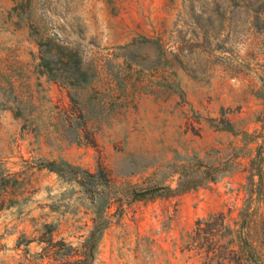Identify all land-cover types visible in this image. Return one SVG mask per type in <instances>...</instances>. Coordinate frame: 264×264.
I'll return each instance as SVG.
<instances>
[{
  "label": "rangeland",
  "instance_id": "1",
  "mask_svg": "<svg viewBox=\"0 0 264 264\" xmlns=\"http://www.w3.org/2000/svg\"><path fill=\"white\" fill-rule=\"evenodd\" d=\"M16 6L0 0V264H264V0H32L39 32L95 73L83 88L39 73L38 35ZM141 91H192L181 149L165 144V106L133 136ZM193 155L220 163L222 178L132 200L133 188L175 187L165 166ZM49 161L105 172L103 220L98 197ZM97 222L108 226L91 259Z\"/></svg>",
  "mask_w": 264,
  "mask_h": 264
},
{
  "label": "trees",
  "instance_id": "2",
  "mask_svg": "<svg viewBox=\"0 0 264 264\" xmlns=\"http://www.w3.org/2000/svg\"><path fill=\"white\" fill-rule=\"evenodd\" d=\"M16 1V9L19 15H28L30 26L38 35L37 44L40 48L39 73L46 75L51 81L70 88H83L90 85L94 80L95 73L84 66L81 53L69 45L58 42L54 36L46 34L45 31L39 32L34 16L30 14L32 0ZM223 128L232 130L230 124H225ZM246 135L247 133H245V137ZM237 159V156H235V158H231L227 162V166L225 165V168L229 169V175H233L236 171L235 164ZM42 167L58 173L66 180L75 181L80 184L85 188L87 194L91 196L92 201H96L95 199L98 197L97 204L93 206L96 213L95 221L96 219L101 221L105 218L104 214L110 204L111 198L110 193H106L108 190L106 191L105 189L111 188V186H109L108 176L104 171L94 173L83 170L77 165L66 161H49L42 164ZM258 169V176L260 182H262V172L260 168ZM224 172V167L216 161H208L205 158H199L197 155L185 158L177 157L174 162L165 166V175L163 176L166 179L172 175H177L178 181L175 187L157 183L151 187L142 189L133 188L130 196L132 200H136L148 196L181 194L219 181ZM9 181L4 180V185L9 183ZM99 187H103V190H99ZM104 193L106 194L105 196ZM103 196L105 197L104 199L102 198ZM13 203L14 201L11 200L8 206H12ZM107 224L108 222H97L90 233L88 239L89 251L87 254L91 259L94 256L97 240L108 226ZM197 225H202V220H198Z\"/></svg>",
  "mask_w": 264,
  "mask_h": 264
},
{
  "label": "crops",
  "instance_id": "3",
  "mask_svg": "<svg viewBox=\"0 0 264 264\" xmlns=\"http://www.w3.org/2000/svg\"><path fill=\"white\" fill-rule=\"evenodd\" d=\"M166 1V0H165ZM39 74V73H38ZM40 75V74H39ZM145 92V91H141ZM141 92H137L141 93ZM136 94V96H137ZM177 93L167 92L165 93V97L162 95H154L150 92L141 93L139 95V110L137 113L138 122L135 126V131L132 132L133 136L138 135L139 137H145L148 131L147 123L153 122L155 120L156 112L160 110L162 107H166L168 110V115L166 117L165 123L169 126V140L165 141L166 146L169 145L172 148L181 149L182 145L174 141V137H179L181 132H183L182 124L185 120V116H189L192 110L197 108V104L195 103V98L193 97L192 91L189 92L187 96V101L185 100V95H176ZM164 97V100L161 99ZM179 97L185 101V104H178L180 99ZM184 111L187 113L185 115ZM159 116V115H158ZM157 117V115H156ZM159 120H163L161 116H159ZM154 123V122H153ZM148 136V135H147ZM174 136V137H173ZM147 138V137H146ZM137 151L147 152L153 151L152 145L148 142H138L136 144ZM12 208V207H11Z\"/></svg>",
  "mask_w": 264,
  "mask_h": 264
}]
</instances>
